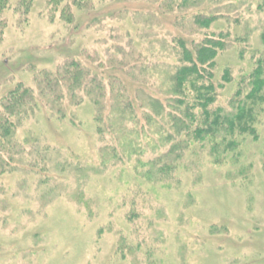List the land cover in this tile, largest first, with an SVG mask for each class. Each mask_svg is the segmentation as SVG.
Here are the masks:
<instances>
[{
    "label": "rangeland",
    "instance_id": "obj_1",
    "mask_svg": "<svg viewBox=\"0 0 264 264\" xmlns=\"http://www.w3.org/2000/svg\"><path fill=\"white\" fill-rule=\"evenodd\" d=\"M156 2L11 0L0 19V106L19 84L35 93L40 75L68 61L94 70L88 58L105 62L118 44L164 67L159 48L177 31ZM198 2L241 37L217 62L232 81L217 103L228 114L237 83L264 50V5ZM68 12L76 24L65 22ZM42 108L14 118L10 136L0 137V264H264V110L257 135L238 147L221 153L198 143L162 172L159 138L135 140L138 152L124 154V139L97 134L88 98L65 102L64 119Z\"/></svg>",
    "mask_w": 264,
    "mask_h": 264
},
{
    "label": "trees",
    "instance_id": "obj_2",
    "mask_svg": "<svg viewBox=\"0 0 264 264\" xmlns=\"http://www.w3.org/2000/svg\"><path fill=\"white\" fill-rule=\"evenodd\" d=\"M260 1L264 5V0ZM50 2L60 7L63 0ZM156 4L177 31V35L168 34L171 40L164 41L159 48L168 62L164 67L146 66L138 49L128 46L126 51L120 44L113 47L114 56L105 62L88 58L94 70L74 60L68 61L55 72L40 75L35 93L23 84L10 90L1 101L0 134L3 136L0 137L10 136L14 118L41 111L43 106L64 119V103L78 107L84 98L95 107L97 134L107 139L115 134L124 139L125 144L121 146L124 154L138 152L135 140H151L156 135L159 138L156 149L161 150L162 161L166 160L162 172L168 171L169 165H175L179 155L194 152L198 143H212V152L218 146V152L226 153L241 145L239 142L244 136L257 135L259 114L264 110V50L248 77L237 83L229 101L230 113L224 114L217 106L218 97L232 81L229 71L218 73L217 62L231 45H242L241 37L233 38L230 31L221 28L222 14L209 11L198 0H158ZM73 5L83 10L81 2ZM10 7L11 0H0V19ZM200 9L206 11L193 13ZM63 15L67 24H76L75 14ZM153 18L149 15L148 23ZM239 21L235 23L240 24ZM260 41L264 47V27ZM239 54L243 55L241 51ZM130 125L132 128L128 130ZM109 143L107 151L114 156Z\"/></svg>",
    "mask_w": 264,
    "mask_h": 264
}]
</instances>
